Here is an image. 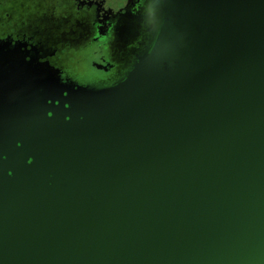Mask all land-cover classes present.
<instances>
[{
	"label": "water",
	"instance_id": "1",
	"mask_svg": "<svg viewBox=\"0 0 264 264\" xmlns=\"http://www.w3.org/2000/svg\"><path fill=\"white\" fill-rule=\"evenodd\" d=\"M149 10L107 86L0 45V264H264V0Z\"/></svg>",
	"mask_w": 264,
	"mask_h": 264
},
{
	"label": "flooded vegetation",
	"instance_id": "2",
	"mask_svg": "<svg viewBox=\"0 0 264 264\" xmlns=\"http://www.w3.org/2000/svg\"><path fill=\"white\" fill-rule=\"evenodd\" d=\"M150 1L0 0V45L34 51L67 80L107 86L145 45Z\"/></svg>",
	"mask_w": 264,
	"mask_h": 264
}]
</instances>
